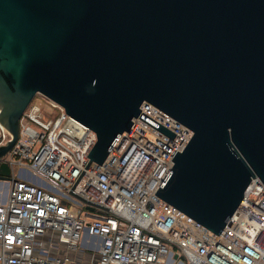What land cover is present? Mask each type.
<instances>
[{"label": "water", "instance_id": "1", "mask_svg": "<svg viewBox=\"0 0 264 264\" xmlns=\"http://www.w3.org/2000/svg\"><path fill=\"white\" fill-rule=\"evenodd\" d=\"M37 95L96 134L69 194L107 212L73 190L144 103L192 130L155 195L219 236L264 184V0H0V161Z\"/></svg>", "mask_w": 264, "mask_h": 264}, {"label": "built area", "instance_id": "2", "mask_svg": "<svg viewBox=\"0 0 264 264\" xmlns=\"http://www.w3.org/2000/svg\"><path fill=\"white\" fill-rule=\"evenodd\" d=\"M57 107L47 121L27 109L16 145L0 161L20 167L0 197V264H264L258 177L219 236L198 224L155 195L194 133L144 103L131 130L73 190L107 212L69 194L97 136ZM11 139L0 124V147Z\"/></svg>", "mask_w": 264, "mask_h": 264}, {"label": "rangeland", "instance_id": "3", "mask_svg": "<svg viewBox=\"0 0 264 264\" xmlns=\"http://www.w3.org/2000/svg\"><path fill=\"white\" fill-rule=\"evenodd\" d=\"M28 111H35L40 115V117L47 121L48 119H53L55 116L59 115V109L56 105H54L50 100L45 98L44 96L37 95L31 105L28 108ZM15 179L19 178L20 167L19 165H13ZM10 182L0 181V193L1 198H5L7 195V191L9 189ZM163 264H166L165 262ZM175 264H187L186 261L179 259Z\"/></svg>", "mask_w": 264, "mask_h": 264}, {"label": "crops", "instance_id": "4", "mask_svg": "<svg viewBox=\"0 0 264 264\" xmlns=\"http://www.w3.org/2000/svg\"><path fill=\"white\" fill-rule=\"evenodd\" d=\"M30 179H31V177H30Z\"/></svg>", "mask_w": 264, "mask_h": 264}]
</instances>
